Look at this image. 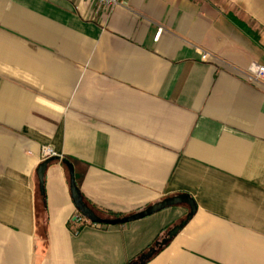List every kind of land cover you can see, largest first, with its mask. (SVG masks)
I'll return each mask as SVG.
<instances>
[{"label":"crops","instance_id":"0c3cea01","mask_svg":"<svg viewBox=\"0 0 264 264\" xmlns=\"http://www.w3.org/2000/svg\"><path fill=\"white\" fill-rule=\"evenodd\" d=\"M122 2L0 0V264H128L184 220L144 264H264V82L244 75L264 65V0ZM42 146L76 160L99 209L187 194L195 211L74 225L55 162L43 244Z\"/></svg>","mask_w":264,"mask_h":264},{"label":"trees","instance_id":"16d2710c","mask_svg":"<svg viewBox=\"0 0 264 264\" xmlns=\"http://www.w3.org/2000/svg\"><path fill=\"white\" fill-rule=\"evenodd\" d=\"M255 39H257V38L255 37ZM64 161L71 163L73 165V170H74V165L76 164V160L70 156H63L61 158L58 156H52L49 165L52 163H55V162H60V164L63 166V168L67 172L68 179L70 180L68 168H67L66 164L64 163ZM74 182H75V185L79 191L81 176L75 174V172H74ZM81 197H82V195H81ZM82 200L102 220L115 219V218L123 217V215L99 209L96 206L90 204L83 197H82ZM34 215H35V224H36L37 236L42 239L43 244H46V236H47L46 195H45L44 184H43V187L40 188L38 185V181H37V184H36L35 189H34ZM185 221L186 220L182 221L181 223L174 226L173 228L166 230V232L163 236L157 238V240H155V242L151 246H149L147 248V250L143 251L135 260L130 261L128 264H144L147 261H149L155 254H157L158 251H160L165 245H167L169 243L171 238L183 226ZM90 224H92V222ZM97 224L105 225V224H100V223H97ZM82 226H84V225H81L80 227H82Z\"/></svg>","mask_w":264,"mask_h":264},{"label":"water","instance_id":"95a60500","mask_svg":"<svg viewBox=\"0 0 264 264\" xmlns=\"http://www.w3.org/2000/svg\"><path fill=\"white\" fill-rule=\"evenodd\" d=\"M50 161H51V157L42 161L36 168V175L38 178V185L40 188L43 187L45 170L47 166L49 165ZM64 163L66 164L68 168V172H69V177H70L69 186H70V193H71V198L73 200V203L75 207L77 208V210L79 211V213L83 215L89 222L100 223V224H105V225L124 224L130 221H134V220L146 217L148 215H151L152 213H155L166 207L174 206V205H181V204L188 206L190 208L191 213L195 211V204L192 198L188 196L187 194H181V195L165 198L134 214L123 216L121 218L102 220L93 212L91 208H89L83 202L81 194L79 193L75 185V182H74L73 165L67 161H64Z\"/></svg>","mask_w":264,"mask_h":264},{"label":"built area","instance_id":"2783aa9c","mask_svg":"<svg viewBox=\"0 0 264 264\" xmlns=\"http://www.w3.org/2000/svg\"><path fill=\"white\" fill-rule=\"evenodd\" d=\"M97 4L100 8L104 9L106 12H109L113 10L115 7L121 5L123 2L122 0H96ZM161 33V29H159L155 35L154 38L158 39L159 35ZM209 54L207 52L201 53V59H207ZM245 78L249 82H264V65L253 63L251 64L246 71L244 72ZM54 156V152L51 147L49 146H42L40 151V161H44L47 158H50ZM74 225H82V224H90L83 215H81L79 212L74 214L69 220ZM94 224V223H92Z\"/></svg>","mask_w":264,"mask_h":264}]
</instances>
